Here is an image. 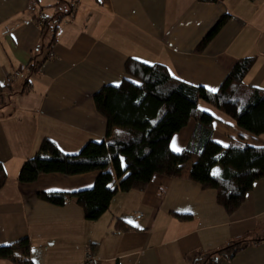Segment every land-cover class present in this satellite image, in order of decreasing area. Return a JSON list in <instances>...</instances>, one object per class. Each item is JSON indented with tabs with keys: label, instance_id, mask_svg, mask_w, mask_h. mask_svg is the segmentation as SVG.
Listing matches in <instances>:
<instances>
[{
	"label": "crops",
	"instance_id": "0c3cea01",
	"mask_svg": "<svg viewBox=\"0 0 264 264\" xmlns=\"http://www.w3.org/2000/svg\"><path fill=\"white\" fill-rule=\"evenodd\" d=\"M227 14L224 27L198 51ZM246 57L255 60L244 84L264 88V0H0V163L7 173L0 246L27 237L32 264H86L89 254L95 264H193L246 237L231 260L216 256L213 264H264V178L230 214L215 190L189 178V165L180 177L155 175L145 190L117 193L96 221L85 218L75 199L59 206L39 197L91 188L96 172L19 181L45 138L66 154L105 139L106 120L93 96L128 77L130 58L164 64L182 81L216 91ZM22 65V77L7 84ZM200 106L216 117L215 142L264 146V134L250 137L220 111ZM195 127L192 120L174 135V152L189 145ZM117 219L133 229L118 232Z\"/></svg>",
	"mask_w": 264,
	"mask_h": 264
},
{
	"label": "trees",
	"instance_id": "16d2710c",
	"mask_svg": "<svg viewBox=\"0 0 264 264\" xmlns=\"http://www.w3.org/2000/svg\"><path fill=\"white\" fill-rule=\"evenodd\" d=\"M228 18L227 14L217 20L198 51L207 47ZM254 60H238L219 89L212 91L182 81L164 64L130 58L126 63L128 77L119 85H104L93 96L97 111L106 120L105 139L88 142L77 154H66L54 140L45 138L35 155L23 164L19 181L28 184L47 174L96 172L91 188L39 193L41 199L59 206L75 199L85 218L96 221L109 210L117 193L145 190L155 175L180 177L190 165L189 178L205 189L215 190L219 204L233 214L243 205L254 183L264 178V146L239 141L223 146L215 142L216 117L200 105L206 103L220 111L250 137L263 135L264 88L244 84ZM192 120L196 124L192 140L185 149L174 152V135ZM6 180V170L0 163V189ZM131 229L127 221L116 220L118 232ZM248 241L246 237L231 241L196 257L193 264H213L216 256L231 260ZM0 259L32 264L28 238L0 246Z\"/></svg>",
	"mask_w": 264,
	"mask_h": 264
},
{
	"label": "built area",
	"instance_id": "2783aa9c",
	"mask_svg": "<svg viewBox=\"0 0 264 264\" xmlns=\"http://www.w3.org/2000/svg\"><path fill=\"white\" fill-rule=\"evenodd\" d=\"M26 70V66L22 65L19 68L13 70L6 78V83L7 84H11L13 83L15 80L19 79L22 77L23 73ZM86 264H95V258L93 255H87L86 257Z\"/></svg>",
	"mask_w": 264,
	"mask_h": 264
},
{
	"label": "rangeland",
	"instance_id": "374dc122",
	"mask_svg": "<svg viewBox=\"0 0 264 264\" xmlns=\"http://www.w3.org/2000/svg\"><path fill=\"white\" fill-rule=\"evenodd\" d=\"M65 1H69V2H72V0H65ZM74 4H72V6H73ZM8 263V262H7Z\"/></svg>",
	"mask_w": 264,
	"mask_h": 264
}]
</instances>
